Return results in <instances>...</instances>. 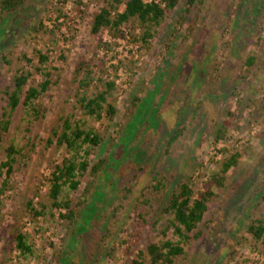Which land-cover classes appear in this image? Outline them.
Returning a JSON list of instances; mask_svg holds the SVG:
<instances>
[{
  "label": "rangeland",
  "instance_id": "rangeland-1",
  "mask_svg": "<svg viewBox=\"0 0 264 264\" xmlns=\"http://www.w3.org/2000/svg\"><path fill=\"white\" fill-rule=\"evenodd\" d=\"M26 1L0 15V264H151L147 246L166 240L184 248L171 264H264V235L248 232L264 221V0H197L188 14L180 0L150 38L134 18L93 35L109 0ZM81 61L93 77L89 96L114 83L105 103L116 108L112 119L84 114L76 99L88 71L77 73ZM21 71L31 73L26 88L46 73L51 84L28 105L21 95L11 111L7 92ZM65 118L102 140L87 156L84 145L77 160L87 158L88 168L77 173L76 190L66 184L60 194L77 206L71 221L49 197L52 172L72 156L53 135ZM237 154L190 239L166 229L172 215L164 209L179 185L199 198ZM18 233L30 253L16 247Z\"/></svg>",
  "mask_w": 264,
  "mask_h": 264
},
{
  "label": "trees",
  "instance_id": "trees-1",
  "mask_svg": "<svg viewBox=\"0 0 264 264\" xmlns=\"http://www.w3.org/2000/svg\"><path fill=\"white\" fill-rule=\"evenodd\" d=\"M180 0H159L148 2L147 0H109L105 6L99 9V12L95 15L91 33L93 35L98 34L104 28H111L115 31H119L120 27L126 24L132 18L138 19L142 25L146 26L144 36L146 38L151 37L150 29L154 26L160 25L165 18V13L174 9ZM197 0H188V7L186 8V14L189 13L192 5ZM27 3L26 0H0V15L4 12L18 11L22 9L23 5ZM124 8L121 10V7ZM22 7V8H21ZM148 26V27H147ZM30 62V60L25 59ZM39 60L42 64L48 61V56L41 54ZM251 61V59H250ZM251 63V62H250ZM90 64L88 61H81L77 67V73H81L88 69L87 72L79 79L78 90L76 92V99L80 106L84 110V114L95 119H101L102 117L110 120L116 113V108L112 104H107V94L113 89V82H106V89L102 92H96L93 96L88 95V88L92 83L93 77L89 70ZM40 71L39 69H37ZM1 75V73H0ZM31 73L29 71H21L18 75L14 76V90L8 89L7 96L9 99V105L11 111H14L18 106L21 95H23L22 103L28 105L34 99L45 92L51 82L49 73L44 74L46 78L38 87L27 86V82ZM103 83L102 80H99ZM106 107V109H105ZM105 110V112H104ZM38 112V110H35ZM5 127L8 122H5ZM84 124V123H83ZM81 123L76 122L73 124L69 118H65L61 123V132L57 134V130L54 131L57 136L59 145H64L66 149L72 153L71 158H65L62 165L56 166L52 172V185L50 188L49 197L52 200V208L64 209L65 213L60 214L62 219L74 220L77 213V206L71 204V200H60V194L66 186L69 184L70 190H76L79 182L76 180L78 172H85L88 168L87 158H79L78 154L81 149L86 145L84 154L89 155L93 147H97L101 142V137L93 129H84ZM231 123L225 121L223 126L219 128L216 133V139L226 134L227 127ZM184 128L177 129L171 136L167 148L176 140V138L182 133ZM15 153L14 147L10 146L8 149V160L5 161L2 166L6 169L8 175L12 172L13 158L11 156ZM239 155L231 156L227 158L223 163L219 173H214L211 177L209 185H206L204 192L199 198L192 199V190L187 182L181 183L179 189L172 193L167 206L164 209L165 213H170L172 218L168 221L166 229H173V231L181 237L183 240H188L189 234L197 229L198 224L203 220L206 211L208 210V201L214 196L212 187H222L226 181V175L228 171L237 166L239 161ZM99 165L94 166L92 173L96 175L99 170ZM27 207L33 209L32 203L28 202ZM41 211L34 210L33 215L38 217L41 215ZM248 232L255 238L259 239L264 235V221L261 219H255L250 226H248ZM16 247L20 250V253H30L31 247L27 244V238L24 234L18 233L15 237ZM147 256L151 264H171L173 260L184 253V248L181 243H175L166 240L161 243H151L146 249ZM144 255L140 252L139 256ZM133 263H138L134 261Z\"/></svg>",
  "mask_w": 264,
  "mask_h": 264
},
{
  "label": "built area",
  "instance_id": "built-area-1",
  "mask_svg": "<svg viewBox=\"0 0 264 264\" xmlns=\"http://www.w3.org/2000/svg\"><path fill=\"white\" fill-rule=\"evenodd\" d=\"M148 2L155 1L156 3L159 2V0H147Z\"/></svg>",
  "mask_w": 264,
  "mask_h": 264
}]
</instances>
